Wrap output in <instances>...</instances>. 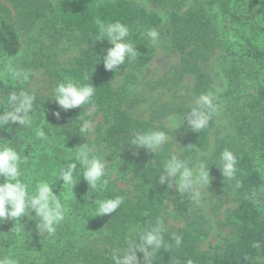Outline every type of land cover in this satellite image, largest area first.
<instances>
[{
  "label": "trees",
  "instance_id": "16d2710c",
  "mask_svg": "<svg viewBox=\"0 0 264 264\" xmlns=\"http://www.w3.org/2000/svg\"><path fill=\"white\" fill-rule=\"evenodd\" d=\"M150 2L168 14L167 36L170 50L178 57L177 79L193 78V87L185 95L188 101L202 93L215 92L208 61L217 46V34L204 8L215 10L222 29L239 40L224 70L227 88L221 94L230 131L213 134L214 116L209 126L197 133L186 123L187 134L181 153L174 151L168 142L154 156L145 149L135 150L130 144L133 131L153 129L168 134L167 128L156 124L154 119L171 114L185 115L191 109L183 103L158 109L154 119L133 117L121 108L113 88V82L124 69L131 65L140 68L152 60L154 46L142 33L152 27L160 32L164 20L158 14L132 0H0V59L16 58L21 53L19 28L36 31L35 43L39 45L30 47L33 55L41 48L40 37L45 28L56 40L91 44L80 50L69 66L48 71L50 85L54 88L65 78H71L97 88L95 115H101L103 123L96 125L95 132L104 145L105 159L115 165L118 174L129 176L131 181L129 190H121L108 181L107 185L91 192V199L124 197V203L111 215L95 216V206L89 205L91 199L86 196L88 185L81 178L73 188L74 197L66 201L65 220L56 233L48 237L39 236L35 221L27 217L20 218L25 232L19 236L9 232L13 222L5 221L0 224V257L11 256L18 264H112V250L124 246L133 229L145 227L157 217L163 218L166 225L163 215L171 189L159 184L157 175L164 160L176 154L196 163L200 161H197L199 154L207 153L201 160L210 166L212 186L218 187L221 196L232 194L237 203L234 209L224 212V225L230 230L231 239L219 252L210 254L199 248L196 229H182L175 233L182 237L181 246L168 252L161 249L154 264H186L189 259L194 264H264V0ZM188 4L193 6L186 8ZM96 17L105 22L120 21L130 29L129 39L136 44L139 57L118 66L119 72L107 71L103 66V55L111 45L106 40H93L98 31ZM31 69L27 64L17 69L21 85L0 88V101L11 91L34 95L32 127L6 125L0 129V139L10 140L12 147L27 156L28 162L21 167L22 179L34 185L37 181H55L59 166L66 165L60 161L61 153L66 151L61 144L71 149L85 143L76 118L88 106L64 111L51 100V93H33L28 88L29 76L23 73ZM84 74L90 77L88 81L83 80ZM216 103L221 104L217 100ZM0 107L6 105L0 104ZM53 111L60 112L59 119L52 115ZM37 127L44 128L49 137L47 141L36 137ZM224 148L237 157L236 179L242 185L239 189L235 188L234 181L224 180L216 168L219 153ZM61 185L62 181H57L53 188L57 196L60 192L62 196L67 194ZM171 234L170 231L165 233L166 241ZM256 244L259 247H254ZM137 256L142 260V254L137 253Z\"/></svg>",
  "mask_w": 264,
  "mask_h": 264
},
{
  "label": "clouds",
  "instance_id": "9594fccd",
  "mask_svg": "<svg viewBox=\"0 0 264 264\" xmlns=\"http://www.w3.org/2000/svg\"><path fill=\"white\" fill-rule=\"evenodd\" d=\"M97 34L94 41H107L111 47L106 49L103 55V66L107 71L119 72L118 66H122L126 61H135L139 53L130 39V29L120 21L105 22L99 17L95 18ZM152 46H157L160 40V33L154 27L146 28L142 33ZM104 51V50H102ZM98 63L100 59L98 58ZM97 63V64H98ZM19 73L12 71L13 78L19 77ZM26 78V77H25ZM90 77L84 74L83 80L88 81ZM95 87L91 83H82L80 80L65 78V81L58 83L52 89L51 100L62 110L80 108L87 105L88 108L77 116L80 121L79 132L87 134L93 131L95 118L93 109L95 108L94 98ZM216 95L213 92L202 93L193 98V105L187 116V127L192 132H200L206 129L213 117L218 113L220 105L216 103ZM35 96L25 91H11L7 97L0 101L6 107H0V129L6 125L16 124L25 128L32 127L33 105ZM52 115L60 118L59 111H53ZM45 123V120H44ZM183 123V121H182ZM46 124V123H45ZM181 126V125H180ZM180 126H177L176 129ZM10 129V128H9ZM9 129H7L9 131ZM43 127H37L35 135L41 141L49 139ZM0 224L10 220L13 227L9 232L19 236L25 232L24 225L20 223V218L27 217L28 220L35 221V229L39 236L48 237L54 235L57 227L65 220L68 211L66 201L74 197L73 188L79 183L81 178L87 183L89 191H96L98 188L107 185L108 161L94 152V145L82 143L74 148H66L64 144L60 147L69 152L66 165H61L54 174L55 181H37L34 185L30 180L22 179V165L28 162L27 156H22L14 147L10 140L0 139ZM168 141V134L163 130L133 131L131 133L130 144L134 149H145L153 156L163 150ZM237 157L233 151L224 148L219 153L218 166L216 167L224 180L234 181L235 188L242 185L236 179ZM207 161L200 160L193 163L188 158H180L176 154H170L163 162L157 174L159 184L166 185L168 189L175 190L182 197L198 200L201 197V190L209 188L210 174ZM57 181H62L61 188L66 190V195L57 196L53 188ZM76 201V200H75ZM124 203V197L116 195L113 198H94L89 204L95 206V216L111 215ZM168 231L163 218L157 217L154 222L145 227L133 229V234L125 240L122 247L112 250V264H154L161 249L165 252L173 247L179 248L182 244V237L173 233L170 240H165V233ZM8 232V233H9ZM46 234V235H45ZM259 247V244L254 245ZM137 253L142 254V260L138 259ZM0 264H18L11 256L0 257ZM178 264V262H177ZM186 264H194L192 260H187Z\"/></svg>",
  "mask_w": 264,
  "mask_h": 264
},
{
  "label": "rangeland",
  "instance_id": "374dc122",
  "mask_svg": "<svg viewBox=\"0 0 264 264\" xmlns=\"http://www.w3.org/2000/svg\"><path fill=\"white\" fill-rule=\"evenodd\" d=\"M132 1L146 8L149 12L158 14L164 23L159 32V44L153 50L152 60L140 68L134 67V65L129 66L113 82V88L118 95L121 108L133 117L154 119L156 111L162 107L179 106L183 103L192 107L193 101H188L185 95L193 87V78L177 79L178 57L169 48L168 14L166 10L153 6L150 0ZM229 1L236 3L238 0ZM191 6L193 4H188L186 8ZM204 13L217 34V46L208 61V71L214 80V94L217 97L216 100L221 103L219 111L215 115L213 134L220 133L223 135L230 131L228 118L225 115L226 111L223 107L224 98L221 96L227 88L224 70L231 61L230 54L238 46L239 40L222 29L220 17L215 10L205 7ZM42 31L41 48L38 54L33 55L30 52V47L39 45L35 43L36 31L31 28L29 30L19 28L22 51L16 58L0 59V88L19 87L21 85L19 77L13 78L11 72H17V69L27 64L32 67L30 71L24 70L23 72L25 76H29V90L38 95L52 94L53 86L50 85L48 71L69 66L80 50L91 45L89 43L56 40L52 36L53 33L47 28ZM35 64L41 66L35 68L33 67ZM93 114L95 118L93 131L84 134V139L90 145L94 143L95 154L105 159L104 145L101 143L100 135L95 132L96 125L102 124L103 119L101 115H95V108ZM186 120V114H171L166 118L154 119L156 124H162L167 128L169 132L167 142L178 153H181L184 147L183 142L187 134ZM177 126L180 127L176 129ZM68 156V151L61 153L60 161L67 163ZM206 156H208L207 153L199 154L197 161ZM47 164L50 168L49 162ZM106 177L109 182H113L121 190L131 188L129 176L123 177L118 174L115 165L109 161ZM236 204L232 194L221 196L218 187L212 186L211 182L209 188L201 190V197L195 201L180 196L175 190V185H173L163 216L166 227L171 233H178L182 229H196V234L199 236V248L204 252L213 254L219 252L224 247L225 242L231 239V232L224 225V212L234 209Z\"/></svg>",
  "mask_w": 264,
  "mask_h": 264
}]
</instances>
